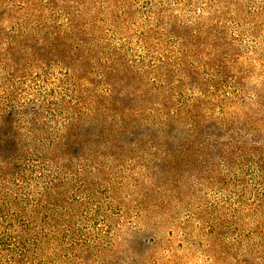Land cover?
Segmentation results:
<instances>
[{"label": "rangeland", "instance_id": "rangeland-1", "mask_svg": "<svg viewBox=\"0 0 264 264\" xmlns=\"http://www.w3.org/2000/svg\"><path fill=\"white\" fill-rule=\"evenodd\" d=\"M0 132V264H264V0H0Z\"/></svg>", "mask_w": 264, "mask_h": 264}, {"label": "trees", "instance_id": "trees-1", "mask_svg": "<svg viewBox=\"0 0 264 264\" xmlns=\"http://www.w3.org/2000/svg\"><path fill=\"white\" fill-rule=\"evenodd\" d=\"M4 118V123H5V118H6V115H5V117H3ZM12 139L13 140V134H9L8 135V133H6V134H2L1 132H0V145L2 144V143H4V142H6V141H8L9 139Z\"/></svg>", "mask_w": 264, "mask_h": 264}]
</instances>
